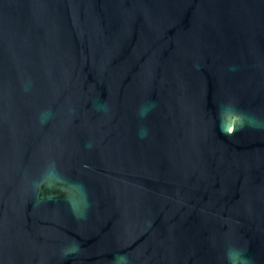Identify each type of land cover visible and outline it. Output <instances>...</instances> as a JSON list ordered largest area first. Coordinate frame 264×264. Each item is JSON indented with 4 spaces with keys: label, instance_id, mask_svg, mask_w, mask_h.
<instances>
[{
    "label": "water",
    "instance_id": "95a60500",
    "mask_svg": "<svg viewBox=\"0 0 264 264\" xmlns=\"http://www.w3.org/2000/svg\"><path fill=\"white\" fill-rule=\"evenodd\" d=\"M0 264H264V0H0Z\"/></svg>",
    "mask_w": 264,
    "mask_h": 264
}]
</instances>
